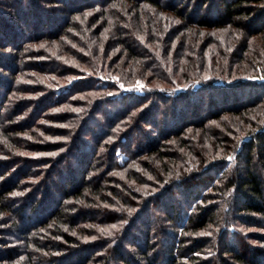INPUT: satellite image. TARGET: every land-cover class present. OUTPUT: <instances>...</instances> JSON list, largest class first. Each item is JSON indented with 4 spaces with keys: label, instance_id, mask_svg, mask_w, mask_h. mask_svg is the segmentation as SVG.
Instances as JSON below:
<instances>
[{
    "label": "trees",
    "instance_id": "16d2710c",
    "mask_svg": "<svg viewBox=\"0 0 264 264\" xmlns=\"http://www.w3.org/2000/svg\"><path fill=\"white\" fill-rule=\"evenodd\" d=\"M24 1L5 0L8 20L0 17V51L13 49L4 61L0 58V90L5 88L0 93V127L9 124L0 134V156L7 158L0 157V264H17L23 256H27V264L37 262V258L46 264H264V246L249 242L251 238L264 244V233H236L240 226L264 230V109L257 111L264 102V79L260 78L264 77V61H258L262 67L255 66L252 79L206 80L195 74L198 80L174 92L175 81L187 78L181 73L176 79L166 63L156 61L153 65L158 56L139 37L143 31L149 35L152 22L147 21L143 30L139 24L137 35L134 29L120 25L123 15L119 14L120 7L129 8L140 23L143 2L170 9L176 17L189 21L188 27L229 26L242 37L235 45L241 62L251 38L258 39L264 51V0H101L98 6L97 0ZM88 6L100 7L106 22L119 18L115 31L119 44L127 48L131 59H142L165 86H153L142 94H123L105 112L95 110L102 115L96 122L94 115L60 119L69 122L68 139L59 160L50 156L52 167L46 178L48 170L41 167L48 164L8 148L12 143L18 148H34L31 141L23 139V133L28 132L23 120L32 116L34 108L29 101L14 108L22 99L18 91L25 92L17 86V75L25 60L38 55L29 42L39 38L48 41L50 36L56 40L67 36L69 30L79 31L77 16ZM147 41L158 46L162 36H147ZM12 56L22 68L12 67ZM63 66L56 61L54 69L44 67L42 71L63 76L68 73ZM245 71L248 69L239 68L236 73ZM4 74L12 81H4ZM249 87L253 92H246ZM66 89V94L106 92L102 97L107 91L119 90L113 83L97 81ZM52 96L45 100L44 109L66 101L61 95L57 99ZM225 115H241L242 125L228 123L220 129L214 122ZM192 128L208 136L206 147L200 148L188 136ZM86 135L92 136L91 141L84 139ZM143 156L146 160L140 166L144 170H140L137 163ZM121 170L129 172L122 176ZM114 171L118 174L111 176ZM41 175L37 180L40 184L32 185L34 193L25 196L23 205L17 204L15 192L23 190L27 180ZM92 205L97 212L90 211ZM128 209L135 211L130 214ZM28 211L26 218H38L37 225L25 230L19 239L6 235L5 226L16 230ZM98 227L106 228V233ZM229 234L245 241L241 250L228 243ZM15 243L24 250L8 247Z\"/></svg>",
    "mask_w": 264,
    "mask_h": 264
},
{
    "label": "rangeland",
    "instance_id": "374dc122",
    "mask_svg": "<svg viewBox=\"0 0 264 264\" xmlns=\"http://www.w3.org/2000/svg\"><path fill=\"white\" fill-rule=\"evenodd\" d=\"M27 1L28 0H25L24 3L26 4ZM87 1L91 2L92 0H86V2ZM4 2L5 0H0V17H4V20H8V17L6 16V14L8 15V10L3 7L5 4ZM100 2L101 0H97L96 6H98V3ZM39 3L43 7L51 8L48 4H45L42 1H39ZM140 5L142 8V12H140L142 14L140 23L136 20V12L129 8L123 9L120 7L119 9L121 11L119 14L123 15L120 25L128 27L131 30L134 29V32L138 35L140 34L139 24L140 27L142 26L143 30L148 27L146 24L147 21H149V23L150 21L152 22L150 29L151 32L148 33L149 35L144 33L146 31H143L139 37L142 42L150 46L158 56L154 60L153 65L156 61L162 62L161 64L163 65L166 63L168 65V70L175 73L174 76L176 79H178L179 74L181 73L187 78V80L183 78L175 81V86L172 88L174 92L186 89L191 83H193V80H198L199 78H197V75L195 74L200 75L201 78L203 77L206 80L213 79L215 77H223L229 80H240L251 78L253 76L252 74H254L253 70L255 69V66L262 67L257 64L258 61H264V51L261 49L258 39H250V47L245 52L243 61L241 60V62H238L240 60V55L239 53L235 54V45L236 43L242 41V37L239 33L233 32L229 26L223 29H199L197 26L192 25L188 27L189 21L176 17L170 9L165 7L158 8L143 2H141ZM96 6L86 7L81 14L77 16L78 24L77 22L76 24L79 26V31L69 30L68 34H66L67 36L64 35L56 40H53V37L50 36L48 41L47 39L42 41V39L40 40L39 38L35 39L37 41L29 42L30 45L38 49V55L37 57L32 55L31 58L25 60V62L22 63L24 64V68L21 69L17 75L19 79L17 86L25 92L23 93L18 91L20 96H22V99L20 100V104L14 108H16V110L22 108L24 104L28 103V101L32 105V109L34 108L32 116L23 120V123L28 126V132L23 133V139L31 141L34 148H18V145L13 143L8 148L11 150L16 148L18 152L25 154L26 157H29V159L33 158L35 161H40L39 164H48L43 168L41 167L43 170L44 168L48 170L45 174L46 176L44 175L46 178L50 174V169L52 167V164H49L50 159L54 157L55 160H59V158L64 154H60L61 148L63 147L65 140L68 139V136L66 137L65 133L67 131V127L69 126V122L66 123L62 122V120L59 121L60 119H64L66 116L68 117V115L73 116L74 118L82 114L84 117L94 115L96 122L97 119H101L102 115L100 113L96 114L95 110L100 109L105 112L107 107H112L114 103L118 102V99H120V96L123 94L128 92L142 94L145 89H149L153 86H165L164 82L159 81L153 76L150 69L144 66L142 59H131L128 55L127 48L122 47L121 44H119L115 32L117 30L116 24H118L116 22H118L119 18H110L106 22L104 17L100 14V7ZM131 8H133V6H131ZM56 17H59V15ZM123 18H125L127 22H122ZM159 29H161L162 32ZM158 30L160 32H157ZM158 35L162 36V41L158 44V46L156 45L157 43L147 41V36L150 39L151 37H156ZM61 42H63V44H61ZM133 44L136 45L140 51L141 47L137 45V42H134ZM142 50L143 48H141V51ZM240 51L241 49L239 52ZM0 52V58L4 61V59L11 55L13 49L5 48L1 49ZM45 52L47 53L46 56H49L50 58H47L46 56L41 57V54H44ZM11 61L12 67L20 68L22 66L20 62L15 61L13 56ZM54 61H61L62 64L65 65L63 66L64 69H67L66 71H68V73L63 76H57L50 71L47 73H45L44 70L42 71L44 67L54 69ZM239 68L248 69V71L237 74L236 71ZM93 71L97 74L95 75ZM190 77L195 79H190ZM2 78H4V81L6 82L12 81V79H10L6 74H4ZM94 81H97V83H113L119 90L115 89L107 91L108 95L104 97H102V95L106 94V92L94 90H81L79 92H70L66 94V87L70 88L73 85L82 86ZM185 82L186 84H182ZM141 84L143 87H138V85ZM238 84L239 82L236 83V85ZM196 85L199 84L194 83L193 86ZM73 89L72 90L75 91L74 87ZM252 89L253 88L249 87L246 89V92H253ZM4 91L5 88H2L0 93H3ZM237 93L242 97L240 91H237ZM50 94L54 95L52 96ZM58 95L63 96V99H66V101L59 106H49L44 109L43 106L47 97L51 99L52 96V99H57ZM66 95L69 96L65 98L64 96ZM247 96L248 94L244 97ZM114 98L117 99L114 101L112 100ZM259 106H261V110H257L258 113L260 111L263 112L262 109H264V102ZM87 111L88 113H86ZM20 117L22 116H18L16 118L18 119ZM239 117L242 116L225 115L220 121H215L214 123L216 126L220 127V129L226 128V124L228 123L232 124L234 127H238L239 125H242V121H240ZM93 125L94 122L89 123V126H91L92 129L95 128V126L92 127ZM8 126L9 124H6L5 128L1 126L0 134H4L7 131L6 128H8ZM143 128L148 130V132L151 131V129H147L146 126H143ZM29 133H34V136H30ZM134 136L138 137V133L136 132ZM188 136L191 139H194L197 143L196 145H199L200 148L208 145V136H203L199 129H189ZM83 137L87 141H91L92 139L91 135ZM1 138L2 136L0 135V139ZM49 146L54 147L55 150L49 152L40 150ZM49 153H55V155H48ZM66 154L67 152L65 155ZM0 157L4 160L7 159L5 158L6 156ZM233 157L234 156H232V158ZM142 160L145 161L146 156L140 158V163H137V167L140 168V170H144V168L140 166ZM128 172V170H121L119 175L125 176ZM116 174H118V172L114 171L111 172L110 175L115 176ZM41 178L42 175L39 176V178L27 180V184H25L23 190L15 192L17 197H14V199L18 201L17 204L23 205L25 198H27L25 196H29L34 193L35 189L32 185L38 184L37 180ZM28 184L31 185L30 188ZM96 208L97 207L94 205L89 207L90 211L93 212H97ZM28 215H30V211L24 213L25 217L23 220L19 221L18 228L16 230L5 226V234L10 235L14 239L16 237L19 239L24 234L25 230L33 228L37 225L38 218H34V220H32L30 217L28 220L26 218ZM88 226H90V224H88ZM105 229L103 227H98V231L101 233H106L104 231ZM243 230L244 233L254 231L264 233V230L262 229L252 227L245 228L243 226H240V229L238 228L236 233L238 235L243 234ZM244 242L241 238H238L237 240V238L234 237V234H229L228 236V243L237 244L240 250L242 249V244ZM249 242L251 243L250 245H254L255 247L264 246L263 243L251 238L249 239ZM19 244H11V246L8 247L23 251L24 247L18 246ZM19 253L21 252L19 251ZM21 258L17 264H27L25 262L27 256H23ZM36 261L37 262L31 264H46L41 258H37Z\"/></svg>",
    "mask_w": 264,
    "mask_h": 264
},
{
    "label": "snow or ice",
    "instance_id": "6c2138e0",
    "mask_svg": "<svg viewBox=\"0 0 264 264\" xmlns=\"http://www.w3.org/2000/svg\"><path fill=\"white\" fill-rule=\"evenodd\" d=\"M90 14V13H88ZM261 79H264V77H260ZM138 87H143V85H138ZM61 151H63V149H61ZM48 155H55V153H49ZM229 159H232V157H229ZM129 213L131 214V212L135 211V209H128ZM127 221H124V223H126ZM92 239H95V237H92ZM22 259V258H21Z\"/></svg>",
    "mask_w": 264,
    "mask_h": 264
}]
</instances>
